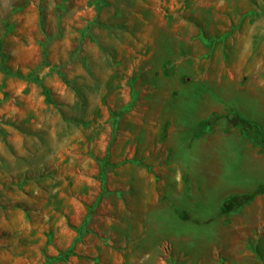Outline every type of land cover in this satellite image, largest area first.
<instances>
[{
	"label": "rangeland",
	"instance_id": "rangeland-1",
	"mask_svg": "<svg viewBox=\"0 0 264 264\" xmlns=\"http://www.w3.org/2000/svg\"><path fill=\"white\" fill-rule=\"evenodd\" d=\"M95 1L0 0V264H264V0Z\"/></svg>",
	"mask_w": 264,
	"mask_h": 264
},
{
	"label": "crops",
	"instance_id": "crops-1",
	"mask_svg": "<svg viewBox=\"0 0 264 264\" xmlns=\"http://www.w3.org/2000/svg\"><path fill=\"white\" fill-rule=\"evenodd\" d=\"M150 199L144 200L145 205L143 210L140 212V219L138 213L133 215L135 212L134 205L130 202V205L126 208L125 213L130 217H134L135 222H138V219L142 221L144 217L151 218L152 216L159 215L160 218L165 219L167 215L171 214V204L167 200L162 203H156L154 200ZM221 201V200H220ZM222 202V201H221ZM221 202L217 205L220 206ZM143 213H145L143 215ZM173 213V212H172ZM125 227L124 235V246L122 249V255L120 254V259H116V255L112 256L113 261L110 264H115L119 262L120 264H159V256L155 252V247L146 245L148 243V238L155 236V233L152 229L143 227L142 223H137L132 227L128 222L123 224ZM111 254L114 253L112 250L109 251ZM113 262V263H112Z\"/></svg>",
	"mask_w": 264,
	"mask_h": 264
},
{
	"label": "trees",
	"instance_id": "trees-1",
	"mask_svg": "<svg viewBox=\"0 0 264 264\" xmlns=\"http://www.w3.org/2000/svg\"><path fill=\"white\" fill-rule=\"evenodd\" d=\"M106 4L107 3L105 2V0H96L94 2L96 10H99L100 7L105 6ZM87 28H85V29H87ZM4 73L7 74L8 72L6 70H4ZM135 99H136V94L133 92V96L131 98V101L128 103V105H126V107H124V110H123L124 112H128L133 107V103H134ZM119 115H121V112L118 113V116ZM109 116L111 119H113L117 115L115 113H110ZM242 134L253 145L264 148V137H263L260 129L256 125L246 126L245 128L242 129ZM248 199H249V201H251L253 199V196H250ZM239 200H241L240 196H229L221 202V209H223L225 212H228V213H235L234 207H238L240 205Z\"/></svg>",
	"mask_w": 264,
	"mask_h": 264
}]
</instances>
